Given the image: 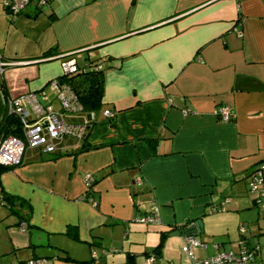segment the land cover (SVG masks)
I'll list each match as a JSON object with an SVG mask.
<instances>
[{
  "label": "crops",
  "instance_id": "crops-1",
  "mask_svg": "<svg viewBox=\"0 0 264 264\" xmlns=\"http://www.w3.org/2000/svg\"><path fill=\"white\" fill-rule=\"evenodd\" d=\"M4 1L0 128L8 96L35 91L60 110L47 82L63 54L101 60L104 94L85 139L65 132L49 153L26 146L21 162L0 173V191L23 201L17 211L0 204V264H72L65 255L86 264H190L184 228L198 218L190 233L205 245L194 248L197 258L237 250L243 238L264 262L255 201L264 183H248L255 169L264 172V0H33L14 16ZM224 105L227 120L216 112ZM88 114L63 118L82 124ZM153 205L160 221L136 219Z\"/></svg>",
  "mask_w": 264,
  "mask_h": 264
},
{
  "label": "built area",
  "instance_id": "built-area-1",
  "mask_svg": "<svg viewBox=\"0 0 264 264\" xmlns=\"http://www.w3.org/2000/svg\"><path fill=\"white\" fill-rule=\"evenodd\" d=\"M33 0H5L4 4L12 15H17ZM38 4H43L47 0H34ZM238 35H242V31L237 29ZM68 56V57H66ZM60 57L61 72H72L77 68L76 59L73 56L66 55ZM2 62L0 61V70L2 69ZM99 63L97 67H101ZM48 87L55 92V97L60 103V110H53L46 108L45 104L39 98L37 92L27 91L20 93L15 96H8L7 98V111L8 113H15L22 125V135L7 134L3 135L0 133V163L5 165H16L22 160L23 152L26 146H41L45 152H53L55 150V140L58 139L63 133L71 132L82 136V131L87 126L89 117L94 114L90 112L88 117L85 118L82 124L69 123L64 120L65 113H78L81 108L80 102L76 97V94L72 88L61 82L57 78H52L47 82ZM42 96L45 100L48 99L45 89L41 91ZM184 112L187 110L184 108ZM218 112L223 119H229L231 116V110L228 106H220L217 108ZM115 111L110 108L103 110V115L113 117ZM86 185H91L93 181V175L91 172L85 175ZM249 186L251 189H259L264 183V172L262 168H257L249 178ZM228 198L225 199V201ZM92 203L95 204L94 200ZM256 201L263 211L264 215V199L261 198V194L257 195ZM2 198L0 197V204ZM223 209V205L220 206L212 205L210 210ZM136 219L145 222H158L160 221L159 210L157 205H153L149 213L136 216ZM26 225L25 220H21L20 227L23 229ZM240 230H245L244 224L240 225ZM205 245L204 242L199 240L194 233H186L185 242L182 249L188 255L190 264H264L256 258L254 250L247 248L244 245L243 240H240L239 248L237 250L227 249L218 250L213 255L206 258H197L194 254V248L196 246ZM217 247V244H215ZM154 256H149L147 261L153 259ZM45 261L43 257H32L25 261V264H42ZM15 264V263H12Z\"/></svg>",
  "mask_w": 264,
  "mask_h": 264
},
{
  "label": "trees",
  "instance_id": "trees-1",
  "mask_svg": "<svg viewBox=\"0 0 264 264\" xmlns=\"http://www.w3.org/2000/svg\"><path fill=\"white\" fill-rule=\"evenodd\" d=\"M52 50L53 49H49L48 51H46L45 55H48L51 52L53 53ZM63 56H66V54L60 55L58 58ZM76 62H77V68L74 71L66 72V73L60 72V74L57 75L55 78L59 79L61 82L68 84L76 94V97L78 98L81 105V108L78 111V113L86 114L93 112L94 115L92 117H89L87 121V130H88L90 125L94 122L93 118H95V114L100 111L103 105L102 98L104 94V67L102 61L99 60L98 58L90 59L86 57L85 60H83V62H78L77 60ZM99 63L102 65L101 67H97V64ZM2 85H4L3 81H2ZM87 130L84 134H82V137H84V139L87 136L86 135ZM0 133L3 135H7V134H14L20 136L22 135L21 121L15 113H8L7 111L4 121L1 124ZM9 167L11 166L0 163V173ZM89 187H91V185H88L87 188L88 190L90 189ZM0 197L2 198V203H5L15 211L17 210L14 206L15 205L18 206V204H22L23 202L19 200L16 196L12 194H8L2 190L0 191ZM258 207L260 206L258 205ZM67 232L70 234L71 237L77 238V234L73 226L72 227L70 226ZM165 236H166L165 231H162L159 242L153 248V251L156 253V255L160 251ZM241 239L243 240V238ZM64 259H67L68 261H72V264H86L85 260L75 259L73 257H70L69 255H65Z\"/></svg>",
  "mask_w": 264,
  "mask_h": 264
},
{
  "label": "water",
  "instance_id": "water-1",
  "mask_svg": "<svg viewBox=\"0 0 264 264\" xmlns=\"http://www.w3.org/2000/svg\"><path fill=\"white\" fill-rule=\"evenodd\" d=\"M201 226H202V220L200 218H198L190 226H186L184 228V233L194 232L196 229H200ZM174 233L178 234L179 231L178 230H174V232H171V234H174Z\"/></svg>",
  "mask_w": 264,
  "mask_h": 264
},
{
  "label": "rangeland",
  "instance_id": "rangeland-1",
  "mask_svg": "<svg viewBox=\"0 0 264 264\" xmlns=\"http://www.w3.org/2000/svg\"><path fill=\"white\" fill-rule=\"evenodd\" d=\"M209 264H216V263L213 262V263H209Z\"/></svg>",
  "mask_w": 264,
  "mask_h": 264
}]
</instances>
